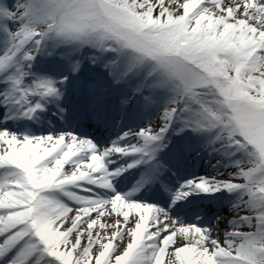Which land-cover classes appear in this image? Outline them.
Here are the masks:
<instances>
[{
  "label": "snow or ice",
  "instance_id": "6c2138e0",
  "mask_svg": "<svg viewBox=\"0 0 264 264\" xmlns=\"http://www.w3.org/2000/svg\"><path fill=\"white\" fill-rule=\"evenodd\" d=\"M0 264H264V0H0Z\"/></svg>",
  "mask_w": 264,
  "mask_h": 264
},
{
  "label": "bare ground",
  "instance_id": "6f19581e",
  "mask_svg": "<svg viewBox=\"0 0 264 264\" xmlns=\"http://www.w3.org/2000/svg\"><path fill=\"white\" fill-rule=\"evenodd\" d=\"M224 231H225V229H221V231H219V235L223 236ZM215 234H216V233H214V235H215Z\"/></svg>",
  "mask_w": 264,
  "mask_h": 264
}]
</instances>
